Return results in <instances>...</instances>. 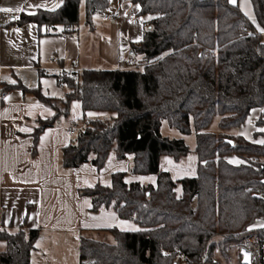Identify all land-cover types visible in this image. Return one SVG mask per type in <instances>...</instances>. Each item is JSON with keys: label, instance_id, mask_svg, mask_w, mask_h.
<instances>
[{"label": "trees", "instance_id": "16d2710c", "mask_svg": "<svg viewBox=\"0 0 264 264\" xmlns=\"http://www.w3.org/2000/svg\"><path fill=\"white\" fill-rule=\"evenodd\" d=\"M82 1L22 13L9 26L34 23L41 34L45 27L46 35H74ZM84 1L92 29L94 16L104 14L111 0ZM133 2L145 25L143 40L131 44L133 64L83 70L79 81L58 73L59 83L68 88L62 98L30 89L54 111L38 119L32 154H38L41 134L71 115L75 100L84 112H115L83 120L73 141L62 148L61 165L72 169L91 160L102 169L112 150L119 159L133 154L131 171L157 174V186L128 185L126 173L115 172L110 186L81 188L80 194L92 199V211L112 206L119 217L141 226L137 231L113 228L114 243L83 237L81 259L89 264H218L219 249L229 264L235 258L225 251L228 244L254 235L264 248V227H252L264 216V144L227 133L242 126L252 109L264 106V0H250L255 20L230 0ZM216 116L224 130L219 134L206 130ZM163 120L186 135L195 129L196 177L177 181L160 169L164 156L182 161L191 151L183 138L162 135ZM228 155L244 162L233 164ZM39 235V229L25 225L0 228L6 244L0 264H31Z\"/></svg>", "mask_w": 264, "mask_h": 264}, {"label": "crops", "instance_id": "0c3cea01", "mask_svg": "<svg viewBox=\"0 0 264 264\" xmlns=\"http://www.w3.org/2000/svg\"><path fill=\"white\" fill-rule=\"evenodd\" d=\"M63 2L0 0V8L19 9L0 11V89L9 91L0 103V228L18 229L25 225L26 229L40 230L31 264H80L83 237L114 243L113 228L121 231L141 229L135 221L119 217L112 206L92 211V199L81 195V188L96 184L110 186L115 172H125L128 185L140 183L156 187L158 180L157 174L133 173L134 155L128 154L119 159L114 150L102 169H98L91 160L72 169L61 165L62 148L74 139L67 133L68 127L73 124L79 126L89 117L117 115L115 112H84L79 100L72 103L68 118H61L41 134L38 154H32L38 119L51 117L54 111L41 103L30 89L39 88L46 96L62 98L68 88L60 84L56 77L59 66H70L76 61L83 70L128 67L135 61L131 44L144 38V19L139 14V4L133 0H111L106 12H119V20L105 21L102 15L97 14L93 18L92 29L86 23L83 0L78 31L70 36L46 35L45 27L41 34L39 26L34 23L9 26V21L16 20L22 13L55 10ZM237 2L245 14L255 20L250 0H235ZM262 130L264 106L252 109L242 126L227 133L264 144L261 143L264 141ZM195 147H190L191 151L182 161L164 156L160 169L168 171L177 181L184 177H196L199 158ZM227 160L236 165L244 162L235 155H228ZM175 191L178 197L182 196L181 183L177 182ZM252 227H264V216ZM5 247V242L0 241V251ZM236 251L239 249L236 248Z\"/></svg>", "mask_w": 264, "mask_h": 264}, {"label": "built area", "instance_id": "2783aa9c", "mask_svg": "<svg viewBox=\"0 0 264 264\" xmlns=\"http://www.w3.org/2000/svg\"><path fill=\"white\" fill-rule=\"evenodd\" d=\"M119 18H120L119 12H115V13L105 12L104 14H102V19L105 21H117L119 20ZM249 33H251V31H249ZM262 34L264 35V32H262ZM57 71L60 74H63L67 77L74 78L75 81H79L81 79L83 68L80 66L78 62L74 61L70 66H59L57 68ZM8 94H9L8 90H3L2 88L0 89V103L3 100H5ZM77 131H78V126L76 124H73L67 129V133L69 135H75ZM261 160L264 162V155L261 157ZM247 189L251 190L250 187ZM262 192H263L262 188H259L257 190L258 194H261ZM236 245L238 246L239 251L241 250L242 247L250 251L251 264H264V248L262 247L258 237L254 235H250L244 238L242 241H239ZM179 255L183 256V253L179 252ZM239 259H242L241 254ZM80 264H89V261L85 259H81Z\"/></svg>", "mask_w": 264, "mask_h": 264}, {"label": "rangeland", "instance_id": "374dc122", "mask_svg": "<svg viewBox=\"0 0 264 264\" xmlns=\"http://www.w3.org/2000/svg\"><path fill=\"white\" fill-rule=\"evenodd\" d=\"M219 121H220V116H216L213 120V122L211 123V125L206 129L207 131H211V132H215L217 134L223 132L224 130L221 129L219 127ZM161 133L163 136H167L169 138H185L188 145H190L191 148H193L196 145V131L193 128L192 132L190 134H183L180 132L179 129L172 127L169 125V123L167 122V120H163L162 123V127H161ZM237 156V155H235ZM239 156H237L238 158ZM239 241L237 242H233L231 244H228L226 248L225 247V251L229 252L231 251V253L233 254V259L235 258L234 262H230L229 264H237V261L240 260V256H239V251L235 253L236 248L238 249V246L236 245ZM236 254H238V257L236 258ZM216 258L218 259L219 263L218 264H225L224 258L221 254V252L219 251V249L216 250Z\"/></svg>", "mask_w": 264, "mask_h": 264}, {"label": "water", "instance_id": "95a60500", "mask_svg": "<svg viewBox=\"0 0 264 264\" xmlns=\"http://www.w3.org/2000/svg\"><path fill=\"white\" fill-rule=\"evenodd\" d=\"M231 143H233L232 140H230ZM241 256H242V262L244 264H251V254L250 251L247 250L246 248L242 247L241 250Z\"/></svg>", "mask_w": 264, "mask_h": 264}, {"label": "snow or ice", "instance_id": "6c2138e0", "mask_svg": "<svg viewBox=\"0 0 264 264\" xmlns=\"http://www.w3.org/2000/svg\"><path fill=\"white\" fill-rule=\"evenodd\" d=\"M232 3H235V0H231ZM0 11L2 12H13V11H19V9H12V8H0ZM15 18V17H14ZM22 131H30V129H22ZM264 131V130H262ZM261 143H264V141H261Z\"/></svg>", "mask_w": 264, "mask_h": 264}]
</instances>
